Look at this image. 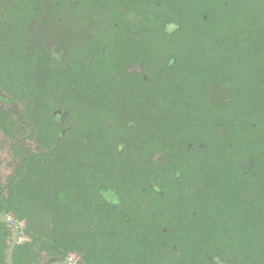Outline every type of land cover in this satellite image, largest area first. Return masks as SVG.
I'll list each match as a JSON object with an SVG mask.
<instances>
[{"label":"trees","instance_id":"trees-1","mask_svg":"<svg viewBox=\"0 0 264 264\" xmlns=\"http://www.w3.org/2000/svg\"><path fill=\"white\" fill-rule=\"evenodd\" d=\"M0 130V264H264V0H0Z\"/></svg>","mask_w":264,"mask_h":264},{"label":"rangeland","instance_id":"rangeland-1","mask_svg":"<svg viewBox=\"0 0 264 264\" xmlns=\"http://www.w3.org/2000/svg\"><path fill=\"white\" fill-rule=\"evenodd\" d=\"M51 30V29H50ZM35 31L37 32L36 35L39 36L40 32H43V27H37L35 26ZM40 31V32H39ZM57 37V35H56ZM51 37L47 38V40L43 41L42 43L47 46L46 51H48L50 54L58 53L60 51V48L62 49L61 42L56 38ZM35 35L32 38V41L34 40ZM38 38V37H37ZM34 40V44L39 43L40 38ZM59 54V53H58ZM61 57V55H58V58ZM18 136L15 139H8L5 135H3L2 131L0 130V181L5 182L8 177L14 175L19 162H20V154L16 153L15 148L20 144L23 143L25 146H29L32 149H35L38 147V137L36 134H34L32 137L27 136L25 139L17 141ZM21 239V238H19ZM18 239V240H19Z\"/></svg>","mask_w":264,"mask_h":264},{"label":"water","instance_id":"water-1","mask_svg":"<svg viewBox=\"0 0 264 264\" xmlns=\"http://www.w3.org/2000/svg\"><path fill=\"white\" fill-rule=\"evenodd\" d=\"M0 219L3 220V221H8L10 222V218L9 217H6V216H0ZM13 227H14V230H15V234H14V237L11 241V244H10V247L8 249V253H7V263L8 264H13V259H12V254H13V249H14V245L16 244V242L18 241V227L15 223H13ZM48 264H74L72 262H68V261H64V262H55V263H48Z\"/></svg>","mask_w":264,"mask_h":264},{"label":"flooded vegetation","instance_id":"flooded-vegetation-1","mask_svg":"<svg viewBox=\"0 0 264 264\" xmlns=\"http://www.w3.org/2000/svg\"><path fill=\"white\" fill-rule=\"evenodd\" d=\"M3 133V132H2ZM3 135H5L4 133H3ZM6 136V135H5ZM7 137V136H6ZM8 139H10L9 137H7ZM21 138V136H18V139H20ZM12 139V138H11ZM18 139H17V141H18ZM23 139V137L20 139V140H22Z\"/></svg>","mask_w":264,"mask_h":264}]
</instances>
